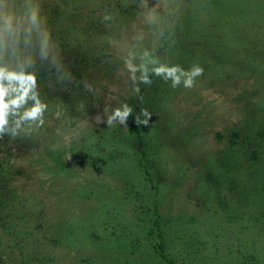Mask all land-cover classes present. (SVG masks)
I'll use <instances>...</instances> for the list:
<instances>
[{"label":"rangeland","instance_id":"rangeland-1","mask_svg":"<svg viewBox=\"0 0 264 264\" xmlns=\"http://www.w3.org/2000/svg\"><path fill=\"white\" fill-rule=\"evenodd\" d=\"M0 69V264H264V0H0Z\"/></svg>","mask_w":264,"mask_h":264},{"label":"clouds","instance_id":"clouds-1","mask_svg":"<svg viewBox=\"0 0 264 264\" xmlns=\"http://www.w3.org/2000/svg\"><path fill=\"white\" fill-rule=\"evenodd\" d=\"M135 69H132L134 71ZM179 72V75L177 73ZM154 74L158 77H162L165 81L171 80V86L176 88L183 83L185 88H191L194 85L195 79L203 74V69L199 66H193L190 70L185 71L180 66L168 67L166 65H161L160 67L154 69ZM7 80L11 85L15 81L17 87L13 89L17 93L15 99V104L7 100L8 91L0 85V131L3 130L4 124L7 122L5 117L7 115V110L9 108L20 107L27 99L28 92L35 86V77L28 79L26 76L21 78L20 75L16 73H8L4 69H0V81ZM144 83H150L147 76L143 77ZM45 106L41 105L38 101L33 105L30 110L24 112V119L27 120H37L41 117ZM131 109L124 106L123 111L120 109L115 110L114 117L118 118L120 123H123L125 118L130 114ZM109 124L112 123V118L108 121Z\"/></svg>","mask_w":264,"mask_h":264},{"label":"trees","instance_id":"trees-1","mask_svg":"<svg viewBox=\"0 0 264 264\" xmlns=\"http://www.w3.org/2000/svg\"><path fill=\"white\" fill-rule=\"evenodd\" d=\"M135 124H136V120L133 119L132 120V129L134 131L138 132L137 131L138 128H137V126ZM157 228H158V230H160L161 229V225H159ZM161 257H162V259H163V261H164L165 264H174V262L171 259H168L166 256L162 255Z\"/></svg>","mask_w":264,"mask_h":264}]
</instances>
